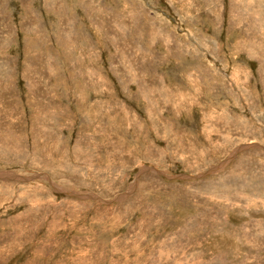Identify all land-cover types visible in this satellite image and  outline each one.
I'll list each match as a JSON object with an SVG mask.
<instances>
[{
	"label": "rangeland",
	"instance_id": "374dc122",
	"mask_svg": "<svg viewBox=\"0 0 264 264\" xmlns=\"http://www.w3.org/2000/svg\"><path fill=\"white\" fill-rule=\"evenodd\" d=\"M0 264H264V0H0Z\"/></svg>",
	"mask_w": 264,
	"mask_h": 264
},
{
	"label": "water",
	"instance_id": "95a60500",
	"mask_svg": "<svg viewBox=\"0 0 264 264\" xmlns=\"http://www.w3.org/2000/svg\"><path fill=\"white\" fill-rule=\"evenodd\" d=\"M222 165H220V166H217V167H215L214 169H212L211 171H209L208 173H211V172H214L215 171V169L217 170L218 168H220ZM205 175V174H204ZM197 177H200V176H197Z\"/></svg>",
	"mask_w": 264,
	"mask_h": 264
}]
</instances>
